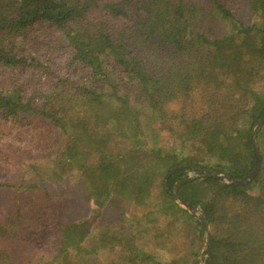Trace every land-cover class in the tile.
<instances>
[{"label":"trees","instance_id":"16d2710c","mask_svg":"<svg viewBox=\"0 0 264 264\" xmlns=\"http://www.w3.org/2000/svg\"><path fill=\"white\" fill-rule=\"evenodd\" d=\"M243 1L250 21L224 0H0V116L12 123L41 118L50 139L56 129L62 142L47 157L51 168L27 164L11 177L5 173L0 196L9 202L3 208L14 203L36 209L37 191L57 198L61 193L47 188L61 182L62 172H76L85 212L96 218L91 228L89 218L57 219L58 239L39 264H92L89 254L123 240L125 264H186L184 257L162 261L147 251L139 234H148V227L104 220L115 216L120 222L128 205L148 206L154 188L158 200L147 222L165 215L164 224L153 228L157 239L183 225L191 246L208 238L201 264H264V122L256 133L258 172L243 184L216 175L250 174L256 160L251 132L264 115V90L253 87L264 66V0ZM220 22L231 30L219 35ZM55 30L73 50L69 74L49 71L51 56L41 50L45 33ZM237 65L241 76L235 79ZM215 71L229 74L216 83L219 88L233 80L227 103L209 85ZM51 73L52 84L43 85ZM197 101L203 108L194 106ZM246 115L251 119L244 128L237 120ZM0 155V165H13ZM175 187L199 205V218L178 204ZM91 232L95 247L85 243ZM0 234L7 231L0 227ZM193 260L188 262L197 264Z\"/></svg>","mask_w":264,"mask_h":264},{"label":"rangeland","instance_id":"374dc122","mask_svg":"<svg viewBox=\"0 0 264 264\" xmlns=\"http://www.w3.org/2000/svg\"><path fill=\"white\" fill-rule=\"evenodd\" d=\"M224 2L230 10L244 22L253 19L249 8L244 5L245 2L243 0H224ZM229 30H231V25L226 22H220L219 25H216L215 27V32L219 35L226 34ZM45 35L46 37L43 38L41 50H47L48 54L51 56V62L48 65L49 71H54V74H69L75 67L74 64H69V58L73 55L72 48L65 41L63 42V35L60 30H55L54 32L47 31ZM233 70L234 75L232 76L235 79H238V77L240 78L241 69L239 68V65L233 67ZM26 73L28 75H30V73L32 74L31 71ZM259 73L260 79L257 83H254L253 87L258 90V92H262L264 90V66L260 69ZM51 75H53V73L49 76L45 74L44 77L46 80L43 82V85L47 84V86H50L52 84L53 79ZM228 76L229 74H226L224 71H215L209 77V85L215 86L217 98L225 99L226 103L230 93L228 86L229 83L233 85V80L228 78L226 83L220 85V88L216 83L222 81V79L227 78ZM10 78V76L6 75L4 79ZM0 80H3V78H0ZM38 86L39 84L36 83L34 87L37 88ZM199 99L200 97L196 98V100ZM251 100L252 99H250V101ZM194 106L198 107V110L200 107L203 108L200 101H197ZM214 114H216V112H214ZM250 119L251 117L246 115L244 118L241 116L237 121L242 127L247 128L250 124ZM31 121L32 122H28V120H24L12 123L11 118H2L0 116V150L3 157H9V159H12L11 162L13 163V165L6 167L8 161H4L6 166L0 165V182L3 180L2 178L6 172H8L9 177H11L22 169L25 171L24 168L27 164L35 166L43 165L50 168L53 166L52 158L50 157L48 159L47 157H49L53 148L62 145V142L60 141L61 136L59 133H56L57 130L54 129L52 131L56 134L54 136L56 139L51 140L50 135H48L49 132H47L49 127L42 122L41 118H35ZM229 121H232V119ZM173 137H176V135L171 133H168V136H166L167 139L174 141ZM43 170L47 172L49 171V169ZM187 175L191 177L197 176L193 171H189ZM78 178L79 176L76 172H62V180L55 185L54 188L56 189L51 188L50 186L47 188V190H49L48 193L53 194L54 191L56 193H61L59 197H44V190L46 191V189H40L36 194V197L38 198L37 204L39 205L36 209L28 207L30 206L29 204L21 205L11 203V205H13L6 210L3 208V204L9 202V198L6 196H0V227L7 231V236L0 234V257H2L3 264H37L41 257L43 258L45 256V259L48 257L47 249L50 248L51 244H53L56 239H58L55 225L57 219L66 214L73 216L77 221H79L81 217L83 219L90 217L91 211L88 210L85 212L86 208L83 199L85 192L79 186ZM152 194L154 199L148 200V202L151 203L148 204V206L143 205L138 209H135L133 205L125 207V209H123L124 211L120 213V222L116 221L117 217L115 216L108 219L104 218V220H110L109 222L113 221L117 223L115 225L116 227L121 226L123 224H121L122 221L125 225L135 223L134 225H139V229L142 227H148V234H139L142 242L140 244L147 251L155 253L159 260L169 261L173 258L178 259L184 257L187 259L186 264H190L191 261L188 262V260L193 259V262L196 261L197 264L203 263L204 259L201 256V251L205 239L201 236L200 244L199 242L194 241V244L191 246V242L193 241L192 234L190 235L183 225L181 229L178 228L177 224L174 225L173 229H170L166 237L162 239H157L154 235L153 228L164 224L165 215L162 214L157 216L155 220L147 222L149 219V217H147L148 212L151 209L156 208L154 205L158 200L155 197V188L152 190ZM158 203L159 202H157V204ZM42 205L47 206L48 209H43L41 207ZM200 213L201 209L198 208L194 216L199 218ZM138 217L142 220L137 221L136 218ZM89 220H91L89 224L91 228L95 225L96 218L93 220L92 218H89ZM36 221L40 222L37 228L34 227ZM92 235L95 234L91 232L85 238V243L89 247H95L92 243L96 241V238L91 242ZM121 243L124 248H122L120 243L114 242L110 245L109 250L99 249L97 253L89 254V256L95 259L93 262H90H92V264H125L122 259L123 254L125 253L124 250L126 249L124 240L121 241ZM90 250L95 249L90 248ZM196 252H199V254L195 255ZM146 264H151V262Z\"/></svg>","mask_w":264,"mask_h":264},{"label":"water","instance_id":"95a60500","mask_svg":"<svg viewBox=\"0 0 264 264\" xmlns=\"http://www.w3.org/2000/svg\"><path fill=\"white\" fill-rule=\"evenodd\" d=\"M264 122V115L257 121V123L255 124L252 132H251V144L253 146V148L256 151V160H255V166L253 168V170L250 172L249 175L245 176L242 179H234L228 176H224L223 174H216L217 176L224 178L227 182L231 183V184H243L248 182L259 170L260 168V153L257 147V143H256V133L258 132L259 127L263 124ZM174 198L175 200L178 202L179 205H181L182 207L186 208L187 210H189L191 213L196 214V211L199 207V205H192L189 202L185 201L180 195H178L177 191H176V187L174 188ZM202 212V211H201ZM203 228L206 231L207 228V224L203 221ZM208 253V238L205 240L204 244H203V249L201 251V256L202 258L205 260V257Z\"/></svg>","mask_w":264,"mask_h":264}]
</instances>
